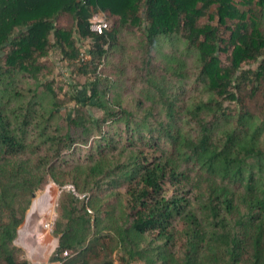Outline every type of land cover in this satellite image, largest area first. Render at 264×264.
<instances>
[{
	"label": "trees",
	"instance_id": "obj_1",
	"mask_svg": "<svg viewBox=\"0 0 264 264\" xmlns=\"http://www.w3.org/2000/svg\"><path fill=\"white\" fill-rule=\"evenodd\" d=\"M50 182V264H264V0H0V264Z\"/></svg>",
	"mask_w": 264,
	"mask_h": 264
},
{
	"label": "rangeland",
	"instance_id": "obj_2",
	"mask_svg": "<svg viewBox=\"0 0 264 264\" xmlns=\"http://www.w3.org/2000/svg\"><path fill=\"white\" fill-rule=\"evenodd\" d=\"M98 15L100 17H107L106 14L103 12L99 13ZM92 21L95 22V19H92ZM122 31H123L122 32L123 36L125 38L128 39L133 38V34L131 33L130 29H123ZM179 53L180 50L177 47V45L175 44L171 45V43H168V45L165 44V48L163 51L161 50L157 52V57L160 58L162 55L164 58V56L166 55V58H164V60L165 59L168 60V58L170 59L171 56L172 59L175 61L176 57L179 56ZM167 56L169 57L167 58ZM64 64L67 65L66 62H64ZM57 79H58V83L60 85H64V88L66 89L67 86L65 84L66 82L65 78L58 73ZM55 86L56 88L58 87L57 85ZM63 96L64 95L62 93L61 97ZM95 111L97 112V109H95ZM66 112L67 111L65 110L61 112L63 117L66 115ZM61 120L64 121V118ZM63 188H67L69 190L73 189L71 185L61 187L54 182H50L47 184L46 188L43 191H39V193H36L35 196L33 197L32 205L27 212L24 225L19 230L16 243L24 248V250L27 253V256L34 264H50V257L52 256L53 252L55 251V249L59 244V238L53 235V228L50 231L51 236L49 235L48 237L45 236L44 233L46 231L42 230V228L44 227L45 221L49 220L51 217L53 218V227H54V222L57 217V213H58L57 211L59 208V198L63 191ZM75 194L80 197L84 196L81 193L80 194L77 193L76 191ZM32 207L35 210L31 212ZM29 212L34 214L32 215L30 213L29 216ZM39 240L40 241L43 240L42 242L45 243V247L42 249L41 248L39 249ZM51 241H53V243L49 244V242ZM113 257L114 258L116 257L115 254L113 255ZM114 264H119V262L115 261Z\"/></svg>",
	"mask_w": 264,
	"mask_h": 264
},
{
	"label": "built area",
	"instance_id": "obj_3",
	"mask_svg": "<svg viewBox=\"0 0 264 264\" xmlns=\"http://www.w3.org/2000/svg\"><path fill=\"white\" fill-rule=\"evenodd\" d=\"M95 22L93 23V29L98 33H103L106 28L109 27V20L107 17H100L98 14L93 17ZM84 59H87V55L84 56ZM53 228V218L51 217L49 220H46L44 223V229L47 231H51Z\"/></svg>",
	"mask_w": 264,
	"mask_h": 264
},
{
	"label": "crops",
	"instance_id": "obj_4",
	"mask_svg": "<svg viewBox=\"0 0 264 264\" xmlns=\"http://www.w3.org/2000/svg\"><path fill=\"white\" fill-rule=\"evenodd\" d=\"M33 210H35V209L32 207V208H31V212H32ZM31 212H29V216H30V213H31ZM31 214L33 215L34 213H31ZM27 219H28V217H27ZM42 226H43V225H42ZM42 230L46 231V232L44 233L45 236L48 237V236L50 235V231L45 230L44 227L42 228ZM50 236H51V235H50ZM42 241H43V240H41V241L39 240V249H40V248L42 249V248L45 247V243L42 242ZM50 243L52 244L53 241L49 242V244H50Z\"/></svg>",
	"mask_w": 264,
	"mask_h": 264
}]
</instances>
